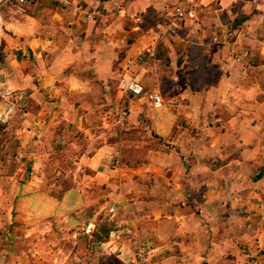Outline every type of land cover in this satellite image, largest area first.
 <instances>
[{
  "label": "crops",
  "instance_id": "obj_1",
  "mask_svg": "<svg viewBox=\"0 0 264 264\" xmlns=\"http://www.w3.org/2000/svg\"><path fill=\"white\" fill-rule=\"evenodd\" d=\"M123 1L0 7V264H264V0Z\"/></svg>",
  "mask_w": 264,
  "mask_h": 264
},
{
  "label": "built area",
  "instance_id": "obj_2",
  "mask_svg": "<svg viewBox=\"0 0 264 264\" xmlns=\"http://www.w3.org/2000/svg\"><path fill=\"white\" fill-rule=\"evenodd\" d=\"M29 0H0V7L8 4H26ZM90 17V16H88ZM195 14L186 4L181 3L177 6L167 9L163 12L159 22V36H166L177 30L179 24L184 20H194ZM139 22V18L136 19ZM235 33L228 30L224 33L223 38L226 40L231 39ZM221 37L216 36L215 41H218ZM247 56V53L244 54ZM149 57H153V52L149 53ZM239 61L238 58H236ZM121 91L127 95L134 97L140 104H147L153 109H160L163 104V95L158 89L144 90L138 81L134 79H123L121 81ZM109 213H113V209L109 210ZM94 225L88 224L83 233L89 235L93 232ZM147 253L142 249H137L133 254V264H147Z\"/></svg>",
  "mask_w": 264,
  "mask_h": 264
},
{
  "label": "rangeland",
  "instance_id": "obj_3",
  "mask_svg": "<svg viewBox=\"0 0 264 264\" xmlns=\"http://www.w3.org/2000/svg\"><path fill=\"white\" fill-rule=\"evenodd\" d=\"M127 1H128V0L123 1L122 6H124V5L126 4ZM127 3H128V2H127Z\"/></svg>",
  "mask_w": 264,
  "mask_h": 264
},
{
  "label": "trees",
  "instance_id": "obj_4",
  "mask_svg": "<svg viewBox=\"0 0 264 264\" xmlns=\"http://www.w3.org/2000/svg\"><path fill=\"white\" fill-rule=\"evenodd\" d=\"M142 19V18H141ZM154 19H152V21H153ZM153 23H154V21H153Z\"/></svg>",
  "mask_w": 264,
  "mask_h": 264
}]
</instances>
